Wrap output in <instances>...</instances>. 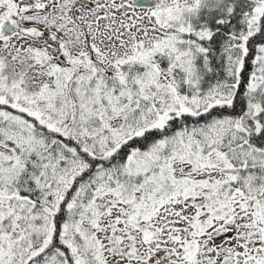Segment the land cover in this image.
Returning <instances> with one entry per match:
<instances>
[{
  "label": "snow or ice",
  "instance_id": "obj_1",
  "mask_svg": "<svg viewBox=\"0 0 264 264\" xmlns=\"http://www.w3.org/2000/svg\"><path fill=\"white\" fill-rule=\"evenodd\" d=\"M0 264H264V0H0Z\"/></svg>",
  "mask_w": 264,
  "mask_h": 264
}]
</instances>
